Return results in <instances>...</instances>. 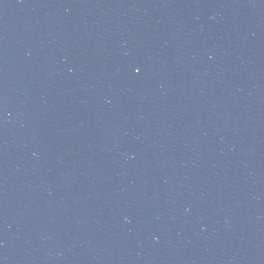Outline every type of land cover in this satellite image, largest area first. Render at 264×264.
<instances>
[{"label":"water","instance_id":"water-1","mask_svg":"<svg viewBox=\"0 0 264 264\" xmlns=\"http://www.w3.org/2000/svg\"><path fill=\"white\" fill-rule=\"evenodd\" d=\"M0 264H264V0H0Z\"/></svg>","mask_w":264,"mask_h":264},{"label":"snow or ice","instance_id":"snow-or-ice-1","mask_svg":"<svg viewBox=\"0 0 264 264\" xmlns=\"http://www.w3.org/2000/svg\"><path fill=\"white\" fill-rule=\"evenodd\" d=\"M137 71H139V69Z\"/></svg>","mask_w":264,"mask_h":264}]
</instances>
